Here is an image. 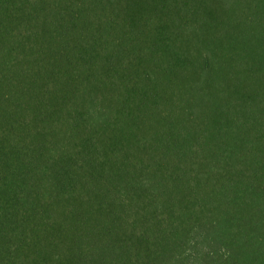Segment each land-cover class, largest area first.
Listing matches in <instances>:
<instances>
[{
  "label": "trees",
  "instance_id": "16d2710c",
  "mask_svg": "<svg viewBox=\"0 0 264 264\" xmlns=\"http://www.w3.org/2000/svg\"><path fill=\"white\" fill-rule=\"evenodd\" d=\"M0 264H264V0H0Z\"/></svg>",
  "mask_w": 264,
  "mask_h": 264
}]
</instances>
